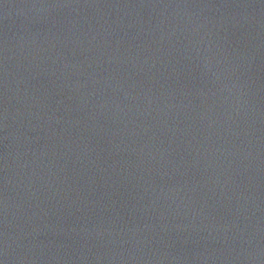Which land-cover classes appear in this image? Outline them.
<instances>
[{"label": "water", "instance_id": "obj_1", "mask_svg": "<svg viewBox=\"0 0 264 264\" xmlns=\"http://www.w3.org/2000/svg\"><path fill=\"white\" fill-rule=\"evenodd\" d=\"M0 264H250L208 0H0Z\"/></svg>", "mask_w": 264, "mask_h": 264}]
</instances>
